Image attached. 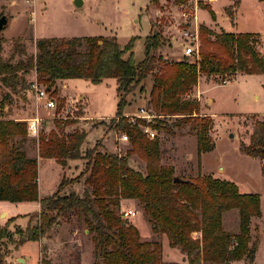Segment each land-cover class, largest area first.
Masks as SVG:
<instances>
[{
	"label": "trees",
	"instance_id": "16d2710c",
	"mask_svg": "<svg viewBox=\"0 0 264 264\" xmlns=\"http://www.w3.org/2000/svg\"><path fill=\"white\" fill-rule=\"evenodd\" d=\"M158 1L151 0L154 5ZM237 5L225 9L231 19ZM210 15L215 19L212 10ZM155 26L151 24L145 58L139 64L133 60L135 39L123 48L116 37L41 38L36 42V53L10 63L1 55L4 40L0 38V83L9 91L0 102V201L39 204V212L32 214L26 228L11 232L8 224L0 226V243L8 240L18 249L28 242L50 239V232L60 225L61 219L77 217L84 220L91 236L95 264H166L161 244L142 241L138 229L123 219L124 203L136 202L153 234L166 235L170 247L180 250L189 264L255 262L260 240L253 241L251 224L253 218L262 215L261 196L241 193L235 183L210 175L199 174L195 179L180 178L182 182H176L174 168L161 163L159 140H149L139 126L148 125L147 121L137 119L133 125L123 110L128 96L140 85L143 91L151 77L149 104L153 124L149 126L174 136L176 129L191 125L197 138L200 167L202 155L215 149L209 134L213 120L200 117L198 100L186 96L202 76L264 74V54L258 50L261 36L217 34L201 27L198 58L169 62L156 56L159 35ZM17 46L21 47L19 42ZM31 75L35 80H29ZM77 79L95 85L116 80L118 114L112 124L128 136L130 149L122 156L102 151L98 143L83 155L88 133L66 132L73 122L56 119L54 129L48 133L40 131L38 157L54 159L63 168L70 161L86 160L79 176L85 178V189L82 194L61 195L66 184L63 179L53 196L41 198L38 158L29 157L21 143L16 142L27 139L28 124L5 118L4 108L13 103V95L29 99L35 82L54 97L59 82ZM256 124L264 131V122ZM245 152L264 161V135L254 136ZM133 156L144 164V172L130 166ZM261 171L264 176V164ZM233 210L239 213L238 232L224 228L223 216ZM198 234L201 237L195 236ZM6 258L7 254H0V264H5Z\"/></svg>",
	"mask_w": 264,
	"mask_h": 264
},
{
	"label": "rangeland",
	"instance_id": "374dc122",
	"mask_svg": "<svg viewBox=\"0 0 264 264\" xmlns=\"http://www.w3.org/2000/svg\"><path fill=\"white\" fill-rule=\"evenodd\" d=\"M82 1L83 5L76 7L74 0H36L33 21L29 15L33 7L29 8L23 0H0V13L9 21L0 34V38L4 40L1 53L3 59L17 63L26 55L36 53V42L39 38L115 36L123 48L131 39H135L133 60L139 64L145 58V41L150 33L151 22L155 23V30L159 35L156 56L169 62L181 61L183 49L180 43L172 41V37L179 36L180 28L185 26L180 18L182 10L198 17L200 29L205 27L217 34H259L261 37L258 50L264 54V3L261 0H159L157 5L151 0ZM234 4L238 5L232 9L234 16L231 19L225 9ZM10 5L16 6L13 12L9 9ZM210 10L215 13V19H212ZM190 23L195 25L194 19ZM17 40L21 47L17 46ZM29 80H35V77L31 75ZM152 85V78L149 77L143 91L140 85L128 96V105L123 110L124 116H144L142 110L152 115L149 104ZM116 86L114 79H107L97 85L79 79L61 81L54 96L61 111L58 113V109L47 111L42 108L39 111L40 131L50 132L55 128L56 119L68 120L73 123L66 127V132L79 130L88 133L82 149L83 155L100 143L102 151L124 156L130 149V143L120 140L123 133L112 124L113 120H117L118 114ZM43 89L46 88L43 86ZM8 92L0 83V102ZM186 98L198 100L200 117L212 118L209 134L215 149L202 155L199 167L197 138L191 125L176 129L174 136L164 131H156L161 145V163L174 168L175 176L185 180L195 179L199 174L210 175L235 183L241 193L259 194L263 214L252 219L251 236L253 241L256 238L260 240L259 260L264 264V176L261 171L264 161L248 156L245 152L254 136L264 135L262 128L256 124L264 122V74L202 76ZM12 99L11 118L23 122L37 116L38 98L34 91L29 92V99L22 100L15 95ZM4 114L5 118H10L8 113ZM147 124H153V119L147 121ZM37 139L38 137L28 136L24 142H20V139L16 142L21 143L29 156L36 157ZM41 161L39 190L43 198L50 197L56 191L51 193L55 189L56 181L61 183L63 179H66V184L61 195L83 193L85 178L81 179L79 176L85 170L86 160L74 161L68 169H64V173H60V168ZM130 166L142 172L145 170L137 156L131 157ZM2 204L0 201V209L4 205ZM128 209L137 212L136 217L127 221L138 229L141 240L161 244L163 263L189 264L180 250L170 247L166 235L153 234L146 216L136 202H125L121 211L123 213ZM13 210L14 216L18 217L12 218L7 214L1 217L11 232H15L16 228H26L30 217L38 210V204L19 203ZM239 222L237 210L229 211L223 216L226 231L238 232ZM195 236L201 237L200 234ZM18 249L8 240L0 243V254H7L5 264H95L91 236L84 220L77 217L61 219L60 225L50 232V239H44L39 245L28 242L19 251ZM17 259L25 262L20 263ZM238 264L250 263L244 260Z\"/></svg>",
	"mask_w": 264,
	"mask_h": 264
},
{
	"label": "built area",
	"instance_id": "2783aa9c",
	"mask_svg": "<svg viewBox=\"0 0 264 264\" xmlns=\"http://www.w3.org/2000/svg\"><path fill=\"white\" fill-rule=\"evenodd\" d=\"M23 1L29 8L33 7V10L30 12L29 15L31 19L35 21L34 17L36 12L34 10V7L36 4V0H23ZM180 18L185 26L180 28L179 36L172 37V41L174 43H180L183 49V58L194 60L195 58H198L199 49H200V27L198 24V17L196 15H191V13L188 12L187 10H182L180 13ZM191 19H194L195 25H191L190 23ZM32 91L35 92L38 100L45 101L44 107L47 110L57 111L58 109L57 100L54 97H52L51 94L48 93L46 89H43L42 85H39L38 83L35 82L32 86ZM71 103L74 102L71 101ZM142 113L144 114V116H135V117L132 116L131 118L128 116L126 117L129 118L130 122L133 125L137 123V119H144L146 121H150L151 119H153V116L148 113L146 114L144 110H142ZM26 122L28 124V136L33 138L38 137L40 134V124H41L40 117L36 116L34 118L28 119ZM139 126L142 128L143 132L146 134L149 140L154 141L157 139V132L153 130L149 125L146 126L139 125ZM120 140L123 142H128L129 138L126 134H123ZM123 215L126 219H131L137 216V212L128 209L123 212Z\"/></svg>",
	"mask_w": 264,
	"mask_h": 264
},
{
	"label": "crops",
	"instance_id": "0c3cea01",
	"mask_svg": "<svg viewBox=\"0 0 264 264\" xmlns=\"http://www.w3.org/2000/svg\"><path fill=\"white\" fill-rule=\"evenodd\" d=\"M84 3H85V1H84ZM18 7V6H17ZM14 8H16V6L15 5H10V7H9V9H11V12H13L14 10ZM10 11V10H9ZM11 16L12 17H14V15H12L11 14ZM150 18V17H149ZM8 20V19H7ZM8 23H9V21H8ZM8 25V24H7ZM7 25H6V27H7ZM150 26H151V22H150ZM5 27V28H6ZM35 30V29H34ZM150 30H151V27H150ZM150 34V33H149ZM99 37H105V36H99ZM106 37H115V36H106ZM38 38V37H37ZM52 38H54V37H52ZM74 38V37H73ZM39 39H41V38H39ZM49 39V38H48ZM60 83V82H59ZM65 87H67V84L65 85ZM82 97H84V96H82ZM38 104H37V116L39 117V111H42L43 109L42 108H44V109H46L45 107H44V102L42 101V100H38V102H37ZM11 108H12V106L11 105H9V104H6L5 105V108H4V112L5 113H8V116L10 117L11 115H12V112H11ZM47 110V109H46ZM48 111V110H47ZM11 118V117H10ZM34 118V117H33ZM11 119H13V118H11ZM29 157H31V156H29ZM31 158H38V164H39V171H40V164L43 162V161H41V160H44V159H41V158H39L38 156H32ZM44 161H46L47 163H50L51 164V166H53V167H56V168H60L59 169V171H60V173H64L65 172V168H69L70 166H71V163H73L74 161H70L68 164H67V166L65 167V168H63L61 165H59L57 162H56V160H54V159H47V160H44ZM65 176V175H64ZM40 183V178L38 177V184ZM59 185H60V182L58 183V181H56V183H55V185H54V187H55V189L53 190V191H51V193L52 192H54L55 190V192L51 195V196H53L56 192H57V190H58V187H59ZM39 193H40V190H39ZM40 197L41 198H43L42 196H41V194H40ZM3 204V206L1 207V209H0V226H4L5 224L2 222V220H1V217H2V215L3 214H7L8 216L10 215L12 218H14V217H18V216H14V210H13V207L15 206V205H17V204H12V203H8V202H2ZM38 204V203H37ZM261 205H262V199H261ZM131 210H133V209H131ZM135 211V210H134ZM37 212H39V204H38V210L36 211V212H34V214L35 213H37ZM262 214H263V212H262ZM27 224H28V222H27ZM36 243H38V245H39V242H36ZM27 244V243H26ZM24 246V245H23ZM22 247V246H21ZM21 247H19V249L21 248ZM19 249H18V251H19ZM20 259H17L16 261H19ZM28 260V259H27ZM253 264H261L260 263V260H259V250H258V253H257V255H256V259H255V262L253 263Z\"/></svg>",
	"mask_w": 264,
	"mask_h": 264
},
{
	"label": "water",
	"instance_id": "95a60500",
	"mask_svg": "<svg viewBox=\"0 0 264 264\" xmlns=\"http://www.w3.org/2000/svg\"><path fill=\"white\" fill-rule=\"evenodd\" d=\"M74 4L76 7H81L83 5V1L82 0H74ZM8 24V20L6 16H2L0 18V34L1 32H3V30L5 29L6 25ZM176 182H182V180L179 177L175 178ZM20 263H24L25 260L20 259L19 260Z\"/></svg>",
	"mask_w": 264,
	"mask_h": 264
}]
</instances>
